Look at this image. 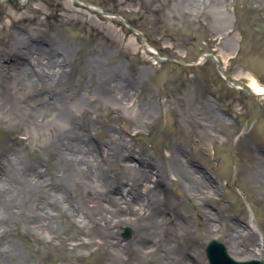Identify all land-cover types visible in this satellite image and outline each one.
Instances as JSON below:
<instances>
[{
    "label": "rangeland",
    "instance_id": "1",
    "mask_svg": "<svg viewBox=\"0 0 264 264\" xmlns=\"http://www.w3.org/2000/svg\"><path fill=\"white\" fill-rule=\"evenodd\" d=\"M184 1L0 0V65L10 64L2 86L14 62L33 67L32 62L39 70L42 59L36 55L66 58L63 91L87 100L74 112L75 122L93 124L98 145L112 134L120 135L122 144L168 177L160 198L144 193V223L161 224L158 238L150 241L156 253L143 245L147 229L137 238L133 227L113 226L111 241L119 250L98 226L87 224L86 233L80 232L50 209L56 234L47 237L35 229L31 209H43L38 206L45 200L41 195L16 215L5 236L25 264H162L166 251L178 258L169 264H208L205 248L211 240L232 252L227 233L234 224L242 226L239 240L245 253H231L233 258L264 262V101L229 86L214 60L197 64L202 55L213 54L237 88L251 92L249 73L264 84V0H222L219 6L213 0H197V8L186 7ZM143 38L169 60L157 63ZM16 44L22 46L21 56L12 58L10 49ZM95 59L113 70L110 85L120 78L133 84L139 106L154 108L151 119L106 101V90L96 88L99 76L89 67ZM9 103L24 107L26 99L13 93ZM19 116L0 123V159L17 154L21 165L61 176L50 156L53 134L33 132L24 114ZM173 149L186 161L184 167L201 173L212 190L195 188L190 176L173 180ZM130 163L138 165L136 158ZM118 174L123 176L108 169L112 181ZM57 190L78 202L88 198L76 182L58 185ZM212 225L216 230H209Z\"/></svg>",
    "mask_w": 264,
    "mask_h": 264
},
{
    "label": "bare ground",
    "instance_id": "2",
    "mask_svg": "<svg viewBox=\"0 0 264 264\" xmlns=\"http://www.w3.org/2000/svg\"><path fill=\"white\" fill-rule=\"evenodd\" d=\"M196 1L184 2L188 8H197ZM222 2L213 0L216 6ZM91 9L94 10L92 7ZM96 11L101 13L98 9ZM21 49L22 46L16 44L10 49L9 56L20 57ZM147 49L153 52L152 47L148 46ZM36 56L38 60L42 59L39 70H36L38 66L36 67V64L34 66L32 62L30 65L33 67L14 62L7 76L9 80L5 86L0 83V123L8 121L9 118H22L19 114H24L23 120H27L28 129L31 130L33 127V132L40 134L45 131L52 133L54 150L50 156L55 158L57 168L62 174L56 176L54 173L49 177V170L31 164L21 165V159L17 154H13L14 157L9 155L5 161L0 159V264H25L24 257H21L14 246L8 244L5 236L16 215L25 212L26 206L41 195L45 196V200L38 206L43 209H37L35 206L31 209L35 229L45 233L47 237L52 238V234H56L52 225L54 218L52 212H56L57 215L66 216L80 232L86 233L87 224L98 226L106 239H110L108 241L116 248L119 247L118 243L111 241L115 237L113 226H131L138 233L137 238L141 237L142 230L147 229L149 237L143 240V245L150 250L149 253H156L158 248H153L150 241L154 242L158 238L161 224L157 225L152 221L149 225L144 223L146 219V216L142 215L144 193L160 198L168 177L164 178L158 168L151 169V163L144 155L140 153L137 156L131 146L122 144L120 135L112 134L108 141L95 144L92 132H96V127L90 123L77 124L74 117V112L82 108L87 100L85 102L74 95H66L63 91L66 58L55 59L51 54L44 58ZM34 60L37 61L36 57ZM9 67L10 64L1 63L0 81L6 77ZM89 67L95 76H99L96 88L106 90L108 103L117 109L122 107L135 110L137 114L151 119L154 108L139 106V95L133 84L120 78L114 80V85H110L115 74L99 59L89 62ZM40 71L42 74H39ZM248 77L251 80L249 85L251 92L259 101H264V84L251 73ZM57 85H60V88H55ZM37 86L40 87L36 91ZM13 93H20L25 97L24 107L9 103V95ZM19 140L25 141L22 138ZM169 157L172 158L173 180L181 182L183 178L190 176L194 178L195 188L204 186L212 190V186L204 182L201 173L191 166L184 167L186 161L181 158L179 151L173 149ZM132 158L137 159L138 165L130 163ZM108 169L116 170L123 176L118 174V178L112 181L108 177ZM150 180L154 185L148 184ZM69 181L81 184L88 198L78 202L74 198H65L58 193L57 186L67 185ZM190 187L193 188L194 185ZM102 197L107 201V205L100 199ZM232 228L234 230L227 233L231 242V253H245L239 240L242 238V226L234 224ZM209 230H216V226H209ZM231 253L229 252L233 257ZM174 255V252L166 251L162 264L177 260V256Z\"/></svg>",
    "mask_w": 264,
    "mask_h": 264
},
{
    "label": "water",
    "instance_id": "3",
    "mask_svg": "<svg viewBox=\"0 0 264 264\" xmlns=\"http://www.w3.org/2000/svg\"><path fill=\"white\" fill-rule=\"evenodd\" d=\"M133 30L136 33H138V34L140 33L138 31H136L135 29H133ZM142 43H143V46L145 47V49H147L148 45H147V43H146L144 38L142 39ZM151 53L153 54V56L155 57L156 61H158V62H165V61L169 60V59H166V58L159 57L157 52H151ZM207 59L214 60L216 62V65L218 67V71L221 74V76L227 81V83L231 87L236 88V86L230 82L229 78L227 77V75H226V73L224 71V68L222 67L220 61L216 58V56H214L213 54H204L199 59V61H205ZM240 90H243L246 93L254 95L253 93L249 92L248 90H246L244 88H241ZM128 235H129V232H126L125 236L127 237ZM205 251H206V257L208 259L209 264H264V262L259 261V260H252V261H245V262L234 260L228 254L226 246L223 243H221V242H219L217 240L210 241L208 243Z\"/></svg>",
    "mask_w": 264,
    "mask_h": 264
}]
</instances>
